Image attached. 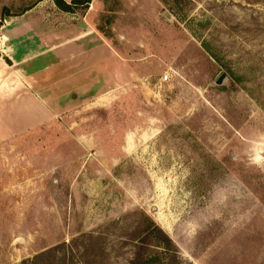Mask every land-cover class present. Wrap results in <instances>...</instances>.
Instances as JSON below:
<instances>
[{
  "label": "rangeland",
  "instance_id": "374dc122",
  "mask_svg": "<svg viewBox=\"0 0 264 264\" xmlns=\"http://www.w3.org/2000/svg\"><path fill=\"white\" fill-rule=\"evenodd\" d=\"M90 2L65 18L90 22L128 84L26 132L5 127V97L0 264H264V0ZM80 80L51 84L34 112Z\"/></svg>",
  "mask_w": 264,
  "mask_h": 264
},
{
  "label": "crops",
  "instance_id": "0c3cea01",
  "mask_svg": "<svg viewBox=\"0 0 264 264\" xmlns=\"http://www.w3.org/2000/svg\"><path fill=\"white\" fill-rule=\"evenodd\" d=\"M19 2L23 0H12L10 7L3 8L5 12L21 10L18 15H0L1 41L6 38L9 43L7 55L11 59L9 68L2 72L7 74V78L4 79L6 85H0V115L8 94L16 104V107L12 106L13 110L16 109L12 115L14 124L12 128L5 126L8 131L26 132L34 125L48 121L54 114H66L72 109L95 105L97 100L108 101L102 105H110L111 93L125 87L128 79L122 63L113 65L114 60H118L110 51L98 53L96 35L90 22L81 18H65L64 14L69 11L59 8L54 0L32 1L22 8L17 7ZM46 66H53L54 78L48 80L40 75ZM63 78H81L80 85L65 86L76 91L72 94L73 100L52 109L48 116L34 112L33 106L39 103L38 98L44 101L43 90L54 82L59 84ZM45 105L48 106L47 103ZM22 106L23 118L18 116L17 110Z\"/></svg>",
  "mask_w": 264,
  "mask_h": 264
},
{
  "label": "trees",
  "instance_id": "16d2710c",
  "mask_svg": "<svg viewBox=\"0 0 264 264\" xmlns=\"http://www.w3.org/2000/svg\"><path fill=\"white\" fill-rule=\"evenodd\" d=\"M56 5L64 11L74 12L79 9L87 8L91 0H71L70 2L66 0H54ZM2 22L0 21V26ZM168 239V238H167ZM37 257L31 261V264H40L37 261Z\"/></svg>",
  "mask_w": 264,
  "mask_h": 264
},
{
  "label": "water",
  "instance_id": "95a60500",
  "mask_svg": "<svg viewBox=\"0 0 264 264\" xmlns=\"http://www.w3.org/2000/svg\"><path fill=\"white\" fill-rule=\"evenodd\" d=\"M170 20H171V18H170ZM226 79H227V74H226V73H222V74L218 77V79L216 80V83H217L218 85H221V84H223V83L226 81Z\"/></svg>",
  "mask_w": 264,
  "mask_h": 264
},
{
  "label": "built area",
  "instance_id": "2783aa9c",
  "mask_svg": "<svg viewBox=\"0 0 264 264\" xmlns=\"http://www.w3.org/2000/svg\"><path fill=\"white\" fill-rule=\"evenodd\" d=\"M168 78H169V74H166V75L164 76V79L167 80Z\"/></svg>",
  "mask_w": 264,
  "mask_h": 264
}]
</instances>
